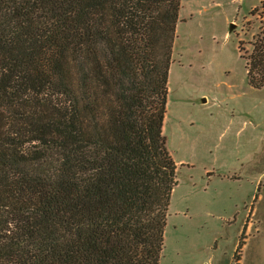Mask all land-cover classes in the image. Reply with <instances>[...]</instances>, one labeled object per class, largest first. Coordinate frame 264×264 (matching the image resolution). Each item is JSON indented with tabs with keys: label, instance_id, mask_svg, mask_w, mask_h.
I'll use <instances>...</instances> for the list:
<instances>
[{
	"label": "trees",
	"instance_id": "16d2710c",
	"mask_svg": "<svg viewBox=\"0 0 264 264\" xmlns=\"http://www.w3.org/2000/svg\"><path fill=\"white\" fill-rule=\"evenodd\" d=\"M181 5L0 0V264H159ZM251 44L238 49L262 88L264 22Z\"/></svg>",
	"mask_w": 264,
	"mask_h": 264
},
{
	"label": "rangeland",
	"instance_id": "374dc122",
	"mask_svg": "<svg viewBox=\"0 0 264 264\" xmlns=\"http://www.w3.org/2000/svg\"><path fill=\"white\" fill-rule=\"evenodd\" d=\"M263 1L182 0L162 128L177 184L159 264H234L246 222L239 264H264V87L249 85L238 49L251 51Z\"/></svg>",
	"mask_w": 264,
	"mask_h": 264
},
{
	"label": "crops",
	"instance_id": "0c3cea01",
	"mask_svg": "<svg viewBox=\"0 0 264 264\" xmlns=\"http://www.w3.org/2000/svg\"><path fill=\"white\" fill-rule=\"evenodd\" d=\"M217 176H219V175H217ZM226 178H227V177H226ZM252 213H253V209H252L250 215H252ZM248 216H249V215H248ZM250 217H251V216H250ZM249 222L251 223V220H250Z\"/></svg>",
	"mask_w": 264,
	"mask_h": 264
}]
</instances>
